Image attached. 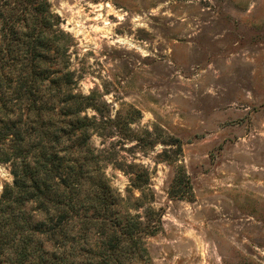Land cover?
Masks as SVG:
<instances>
[{"label":"rangeland","instance_id":"rangeland-1","mask_svg":"<svg viewBox=\"0 0 264 264\" xmlns=\"http://www.w3.org/2000/svg\"><path fill=\"white\" fill-rule=\"evenodd\" d=\"M50 5L111 186L125 195L147 170L161 213L153 264H264V0ZM11 181L0 162V192Z\"/></svg>","mask_w":264,"mask_h":264},{"label":"trees","instance_id":"trees-1","mask_svg":"<svg viewBox=\"0 0 264 264\" xmlns=\"http://www.w3.org/2000/svg\"><path fill=\"white\" fill-rule=\"evenodd\" d=\"M71 40L50 0H0V162L12 175L0 192V264H153L146 238L161 213L147 170L138 165L125 195L111 186ZM176 170L181 198L188 178Z\"/></svg>","mask_w":264,"mask_h":264},{"label":"bare ground","instance_id":"bare-ground-1","mask_svg":"<svg viewBox=\"0 0 264 264\" xmlns=\"http://www.w3.org/2000/svg\"><path fill=\"white\" fill-rule=\"evenodd\" d=\"M108 5V4H107Z\"/></svg>","mask_w":264,"mask_h":264}]
</instances>
